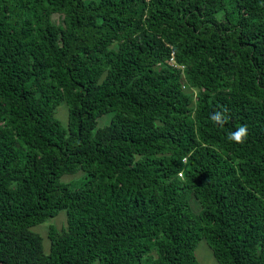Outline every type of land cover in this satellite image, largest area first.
<instances>
[{
  "label": "trees",
  "instance_id": "trees-1",
  "mask_svg": "<svg viewBox=\"0 0 264 264\" xmlns=\"http://www.w3.org/2000/svg\"><path fill=\"white\" fill-rule=\"evenodd\" d=\"M206 252L264 264V0H0V264Z\"/></svg>",
  "mask_w": 264,
  "mask_h": 264
},
{
  "label": "rangeland",
  "instance_id": "rangeland-1",
  "mask_svg": "<svg viewBox=\"0 0 264 264\" xmlns=\"http://www.w3.org/2000/svg\"><path fill=\"white\" fill-rule=\"evenodd\" d=\"M54 20L55 21H60V18L55 15L54 16ZM61 109H59V112H58V115L60 118L62 119H66V117L68 116V112L66 110V107L65 105H61L60 106ZM110 121V117L109 116H104L100 119V124L103 125V124H106ZM80 174H77V175H65L63 178H62V181H71L73 180V178H77L79 177ZM198 207V206H197ZM66 212L65 211H62L60 212V215L58 217H56L53 221V223L58 227V229H60L61 227L63 226H66ZM36 231L40 232L44 239H45V248L46 250L48 251L49 250V247H50V244H49V240H48V225L45 224V225H41V226H38L35 228ZM47 239V240H46ZM204 243V241H201L200 242V245L198 247V250L199 249H202V244ZM198 250H197V254H198ZM200 257L198 258L199 261H201L203 264H218L217 261L214 259L213 255L210 254L209 252H206L205 254L203 253L202 255L200 254L199 255Z\"/></svg>",
  "mask_w": 264,
  "mask_h": 264
},
{
  "label": "clouds",
  "instance_id": "clouds-1",
  "mask_svg": "<svg viewBox=\"0 0 264 264\" xmlns=\"http://www.w3.org/2000/svg\"><path fill=\"white\" fill-rule=\"evenodd\" d=\"M227 108H222L221 110H218L214 112L211 116V119L214 120L217 124L223 126L227 122ZM248 137V127L247 125H241L239 128H237L236 131L231 132L228 134L227 139L230 142H234L236 144H243L246 142ZM183 175V173H181Z\"/></svg>",
  "mask_w": 264,
  "mask_h": 264
}]
</instances>
